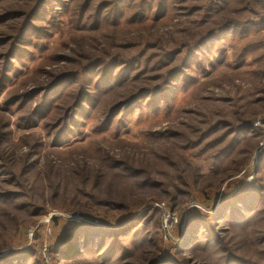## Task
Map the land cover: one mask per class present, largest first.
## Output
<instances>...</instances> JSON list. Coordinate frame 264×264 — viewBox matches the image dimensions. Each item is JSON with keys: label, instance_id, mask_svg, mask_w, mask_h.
Here are the masks:
<instances>
[{"label": "rangeland", "instance_id": "1", "mask_svg": "<svg viewBox=\"0 0 264 264\" xmlns=\"http://www.w3.org/2000/svg\"><path fill=\"white\" fill-rule=\"evenodd\" d=\"M25 1L0 0V14L22 13ZM50 1L6 70L0 58V260L58 264L55 251L88 224L126 238L111 256L85 250L63 264H226L235 256L264 264V201L245 224L221 223L218 244L201 239L187 255L179 250L193 214L209 222L239 188L256 179L264 187V0H164L158 21V0L136 18L128 3L100 16L115 0ZM14 26L0 24V43ZM211 31L223 37L203 43ZM196 44L199 60L160 100L107 124L103 116L125 97L107 98L55 143L79 93L69 74L139 58L135 85L143 88L144 76L174 68L162 71L167 55ZM168 218L175 224L165 238Z\"/></svg>", "mask_w": 264, "mask_h": 264}, {"label": "trees", "instance_id": "2", "mask_svg": "<svg viewBox=\"0 0 264 264\" xmlns=\"http://www.w3.org/2000/svg\"><path fill=\"white\" fill-rule=\"evenodd\" d=\"M153 1L154 0H115L114 3L104 8H98V13H100V16L105 10H108L110 13H120L121 10H123V6L128 3L134 8L132 18H136L139 12L142 14L141 17H145L146 13L153 11ZM25 2L28 3L29 7L21 10L22 13L6 12L0 14V22H2L0 24H5L10 21L16 24V26H14V28L16 27L15 31L10 30L12 34L0 43V48H2L1 51L5 52L0 54V58L4 59L2 60L1 71L6 70L7 66L12 64L14 53L22 50V39L26 35L28 26H32L34 21L38 18L41 9L48 8L51 3L50 0H26ZM163 2L164 0L157 1L156 21L159 20L158 18L163 17L161 16L165 8ZM216 37L219 39L223 37V34L211 31L206 35V39H204L203 43L213 40ZM199 46L200 45L197 44L195 45L193 53L187 52L181 54L176 51L171 55H167L165 59L167 63L163 66L162 71L166 69V65L172 62L174 68L167 69L162 72V74L158 75V77L144 76L143 88L136 89L137 85H135L139 80V72H137L136 67V64H140L139 58L126 60L125 58L116 57V59H112L111 61L97 60L82 67L81 70L76 71L72 75L69 74V83H74L76 80H79V85L76 87L79 88V93L77 94L74 105H71L70 111H68V114L64 115L63 121L60 122L61 131L57 137L58 141L55 143L59 146L61 144V139L66 140L70 138V136L74 134V130L79 122L85 121L92 111L95 110L97 104L99 102L104 103L107 98L115 96L125 97V99H119L118 102L116 101L111 105L110 109H108L109 112L103 116L105 119L104 122L107 124L112 123L114 118L123 111L130 112L132 109L139 106L145 99L152 101L155 100L154 98L156 97V99L160 100L163 94L171 90L173 82L182 79L186 74V70H190L189 65L199 60L197 56L199 54ZM176 58L179 59L177 62H174ZM155 81L158 82L157 85L152 86V82ZM52 87H56V84H52ZM259 157L260 163L264 158V152H262ZM259 172L260 170H258V174ZM263 188L260 179H256L253 185L248 188H239L236 193L229 196V201L226 200L221 204L209 222L206 217L201 214H193L189 217L183 241L184 244H181L179 248L180 252L185 248L186 252H182L184 255H187L188 252L192 250L194 251L201 239H204V243L207 246L210 244H218L217 242H219L220 239L219 226L221 223L224 224L227 222V224H229L231 222L232 224H238L240 222V224H245L246 221L252 219L257 214L256 212H259L260 208L263 206L260 205L264 201ZM140 223H136V225ZM135 235H139V231H137ZM125 238L126 237H124L123 233L120 231L109 233L95 226L83 224L75 230L68 247L64 251H55L53 257L59 262L58 264H63V262L81 259L85 254V250H88L90 254L92 252L94 255L104 248H108L104 252H108L107 255L111 256L113 255L114 246L125 240ZM190 238H192V240L195 239V242L194 240L190 242ZM110 239L114 240L110 241ZM110 242H112L113 246H110ZM224 261H226V264H244L243 259L237 256H235L234 259L232 257V260L228 257ZM0 264L11 263L0 260ZM153 264H166V262H154ZM170 264L181 263L173 260Z\"/></svg>", "mask_w": 264, "mask_h": 264}, {"label": "built area", "instance_id": "3", "mask_svg": "<svg viewBox=\"0 0 264 264\" xmlns=\"http://www.w3.org/2000/svg\"><path fill=\"white\" fill-rule=\"evenodd\" d=\"M258 127L264 131V123H262ZM263 139H264V137H263ZM263 150H264V140H263L262 148L260 149V152L261 151L263 152ZM171 222H172V220H169V218H168L167 220H165V223L163 224V230L162 231H163V235L165 238L171 236L172 228L174 227V224H175L174 222H173V224Z\"/></svg>", "mask_w": 264, "mask_h": 264}]
</instances>
